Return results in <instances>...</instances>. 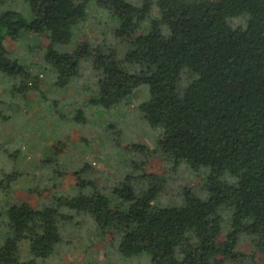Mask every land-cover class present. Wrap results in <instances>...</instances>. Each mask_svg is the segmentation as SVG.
Returning a JSON list of instances; mask_svg holds the SVG:
<instances>
[{
  "label": "trees",
  "instance_id": "1",
  "mask_svg": "<svg viewBox=\"0 0 264 264\" xmlns=\"http://www.w3.org/2000/svg\"><path fill=\"white\" fill-rule=\"evenodd\" d=\"M28 1L30 18L0 14V75L22 80L10 95L24 99L27 93L31 99L41 79L9 53L7 39H46L44 62L62 86L79 77L81 61L92 55L96 84L79 92L84 95L75 99L81 105H73V120L85 125L88 112L94 115L89 105L106 111L128 107L146 86L148 98L137 109L157 131L156 146L135 144L129 152L143 164L160 155L173 173L183 164L209 170L210 196L202 199L182 188L181 205L162 206L165 181L140 192L129 184L114 188L101 183L112 178V170L91 161L75 172L62 168L69 152L66 143H58L41 165L48 170L46 185L29 188L31 195H41L53 184L54 202L4 204L24 175L18 169L22 149L0 145V264L54 263L62 245L75 244L66 233L77 228L76 216L92 223L86 251L112 243L125 256L150 254L152 264H254L258 254L264 257V0H142L140 6L96 0L119 21L115 33L125 47L122 54L88 43L74 54L55 49L71 40L91 0ZM7 119L0 117V125ZM1 149L8 153L1 156ZM106 165L111 168V162ZM226 175L235 182L223 181ZM69 176L74 186L66 194L60 182ZM243 236L251 244L247 252L238 248Z\"/></svg>",
  "mask_w": 264,
  "mask_h": 264
},
{
  "label": "rangeland",
  "instance_id": "2",
  "mask_svg": "<svg viewBox=\"0 0 264 264\" xmlns=\"http://www.w3.org/2000/svg\"><path fill=\"white\" fill-rule=\"evenodd\" d=\"M129 1L139 6L142 4V0ZM7 11L22 13L26 18L31 16L28 0H7L0 3V14ZM118 26L119 21L111 12L101 8L96 0H91L87 8V17L73 26L71 40L66 44H58L55 49L59 53L74 54L83 43H88L92 49L116 48L122 54L125 47L116 37L115 30ZM6 46L14 58L41 80L40 87L33 93L31 99L25 98L27 93L24 94V99L22 95L15 99L10 95V89L19 87L22 80L8 79L0 75V99H3L1 105H5L4 108L0 107V117H11L0 125V145L11 152L22 149V157H18V169L24 175L21 181L16 183L14 191L4 204H18L24 201L37 207L54 202L55 197L52 196V192L56 194L57 187L53 189L55 188L53 184H48L47 190L43 188L41 195L37 193L31 195L29 188L36 184L46 185L48 170H42L41 165L51 154L50 146L58 143L64 145L66 143L69 152L67 157L61 159L62 168H69L71 172H75L81 164L91 161L100 168L112 170V178L103 177L101 183L114 188L129 184L140 192L150 188L154 182L165 181L166 191L159 197L162 206L181 205L183 200L179 191L187 187L202 199L209 198L207 182L209 170L193 171L183 164L173 173L170 164L160 155L143 164L136 155L129 152L135 144H145L151 148L156 146L157 131L142 120L137 109L138 104L148 98L146 86L135 92L128 107L106 111L94 109L89 105L87 109H90L94 115L88 112L89 120L83 125L73 120L76 114L73 108L74 106L76 108V104L81 105L75 100L76 97H83L84 94L79 96V92L89 85L96 84L92 70V55L81 61L79 77L62 86L58 76L44 62L48 46L46 39L43 41V38L26 35L18 41L7 39ZM19 99L22 101L20 102ZM19 102L24 108L22 111L21 109L19 111ZM35 145L37 146L35 152L25 153L26 149L31 147L32 150ZM5 150L1 149L3 151L1 156L3 153H8ZM12 160L15 159L10 158L7 161L9 168L15 166ZM1 161L0 167H2ZM107 162H111V168L106 165ZM48 167L51 169L50 166ZM68 178L60 182L65 192L62 191L59 195L73 191V178L70 177V180ZM222 179L229 183L235 182V179L228 175ZM73 224L77 228L69 227V231L65 230L67 233L64 231V234L66 233V239L73 238L75 244L62 245L61 255H57V260L52 264H92L93 262L94 264H152L150 254L125 256L120 254L112 243L101 244L99 247L91 246V250L86 251L89 245L87 240L93 235L92 223L90 224L83 216H76ZM80 234L84 236L83 239L80 238ZM247 238V236L240 237L238 248L242 252L251 249ZM0 239L1 241L4 239V234H0ZM39 264H50V262ZM254 264H264V257L258 254Z\"/></svg>",
  "mask_w": 264,
  "mask_h": 264
}]
</instances>
